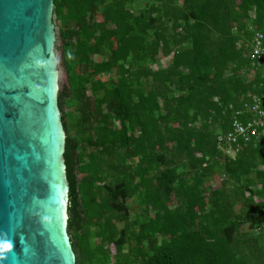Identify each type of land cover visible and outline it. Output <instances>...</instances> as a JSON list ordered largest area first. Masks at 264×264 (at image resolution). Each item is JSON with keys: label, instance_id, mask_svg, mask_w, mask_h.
I'll use <instances>...</instances> for the list:
<instances>
[{"label": "trees", "instance_id": "1", "mask_svg": "<svg viewBox=\"0 0 264 264\" xmlns=\"http://www.w3.org/2000/svg\"><path fill=\"white\" fill-rule=\"evenodd\" d=\"M52 3L75 263L264 264V141L238 138L229 156L217 140L264 94L249 56L264 0ZM159 55L168 64L154 69ZM134 196L136 223L123 204Z\"/></svg>", "mask_w": 264, "mask_h": 264}, {"label": "water", "instance_id": "2", "mask_svg": "<svg viewBox=\"0 0 264 264\" xmlns=\"http://www.w3.org/2000/svg\"><path fill=\"white\" fill-rule=\"evenodd\" d=\"M52 0H0V264H76Z\"/></svg>", "mask_w": 264, "mask_h": 264}, {"label": "built area", "instance_id": "3", "mask_svg": "<svg viewBox=\"0 0 264 264\" xmlns=\"http://www.w3.org/2000/svg\"><path fill=\"white\" fill-rule=\"evenodd\" d=\"M251 61L255 60L264 67V35L257 32L252 37L250 50ZM246 116L242 120L239 116ZM240 138L245 142L264 141V95L252 96L242 109L234 112L231 119V128L217 138L219 146L235 151L232 144H237ZM226 146V147H225Z\"/></svg>", "mask_w": 264, "mask_h": 264}, {"label": "rangeland", "instance_id": "4", "mask_svg": "<svg viewBox=\"0 0 264 264\" xmlns=\"http://www.w3.org/2000/svg\"><path fill=\"white\" fill-rule=\"evenodd\" d=\"M134 6V8H139V4L137 2H133L132 4ZM52 26L54 29V37H55V42H54V49H53V55L55 57L56 63H55V67H56V74H57V91H56V104H57V108H58V112H59V117H60V122L62 124L61 121V117L63 114H67L68 109L65 106H62L61 108L58 105V93L61 89V87L63 85L66 86L67 83V75H66V70H65V65H64V61H63V57L61 55V48H60V33L61 30H63V28L65 27V23L60 19L57 18L56 14H54V12L52 11ZM158 63H156L153 68L157 69L158 67H165L168 64L169 58H165L163 56H158ZM102 80H106V76L102 75L100 77ZM62 130L64 132V135H66L65 133V129L63 127L62 124ZM230 149L226 150L224 148L223 152L229 156H234V153L232 151H229ZM222 151V150H221ZM221 179H222V174L220 172H213V174H211V176H209V184L211 186L212 189L218 187L221 183ZM139 201L138 198L136 196L128 198L127 200L123 201V204L126 205L129 209V216H128V220L132 223H136L137 221L141 220L144 217V212L143 210H141L140 208L138 209V207L136 208V205L139 206ZM130 207V208H129ZM122 226V221H118L117 222V227L121 228ZM259 232L261 234H264V227L261 226ZM123 252H127V249H123ZM75 262H76V254H75Z\"/></svg>", "mask_w": 264, "mask_h": 264}, {"label": "clouds", "instance_id": "5", "mask_svg": "<svg viewBox=\"0 0 264 264\" xmlns=\"http://www.w3.org/2000/svg\"><path fill=\"white\" fill-rule=\"evenodd\" d=\"M257 32H259V31H255L254 32V34H253V36L257 33ZM259 33H261V32H259ZM264 95V94H263ZM238 110V109H237ZM236 111V110H235ZM234 111V112H235ZM240 117V116H239ZM244 117H246V116H244ZM241 119V118H240ZM242 120V119H241ZM222 151L224 150V148H222V147H220V146H218ZM226 150H228L229 148H225ZM229 151H232L231 149L229 150ZM234 154H235V151H232ZM258 230H260V228H258Z\"/></svg>", "mask_w": 264, "mask_h": 264}]
</instances>
